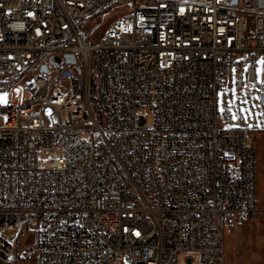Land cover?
Segmentation results:
<instances>
[{"label": "built area", "instance_id": "1", "mask_svg": "<svg viewBox=\"0 0 264 264\" xmlns=\"http://www.w3.org/2000/svg\"><path fill=\"white\" fill-rule=\"evenodd\" d=\"M124 1L0 0V90L29 94L0 104V203L256 204L253 133L221 128L217 98L236 56L264 52V0H142L83 39ZM236 222L0 219V264H225Z\"/></svg>", "mask_w": 264, "mask_h": 264}, {"label": "rangeland", "instance_id": "2", "mask_svg": "<svg viewBox=\"0 0 264 264\" xmlns=\"http://www.w3.org/2000/svg\"><path fill=\"white\" fill-rule=\"evenodd\" d=\"M141 1L132 0L131 2L129 0L117 3L99 17L90 18L82 26L83 39L87 42L98 40L106 28L118 18L129 16L133 6H138ZM261 61H264V52L256 55L247 53L245 56H236L232 67L231 85H228L226 90H221L217 98L220 127L225 130L249 128L254 136L257 156L256 209L247 218L239 220L243 222H236L227 227L225 231V264H264V103L261 101V95H264V64ZM65 69L66 67L62 65V70ZM251 70L255 71L257 82L261 84L259 89H255L249 80ZM241 73L242 83L239 84ZM45 75H51V70ZM23 98L28 99L29 94L19 91L7 93L5 90H0V104H4L8 100L23 101ZM232 100H235V103L229 110V101ZM241 100L246 103H241ZM242 109L246 111H241ZM97 114L99 115V113ZM43 154L46 160H42L40 166L47 168V158L56 153L46 152ZM2 236L5 240L16 244L20 251L27 246L37 248L38 235L34 232L6 230ZM188 256H191L192 264H199L198 255L188 253L179 255V263L188 264ZM23 264H37L35 254ZM113 264H123V260L119 259Z\"/></svg>", "mask_w": 264, "mask_h": 264}, {"label": "bare ground", "instance_id": "3", "mask_svg": "<svg viewBox=\"0 0 264 264\" xmlns=\"http://www.w3.org/2000/svg\"><path fill=\"white\" fill-rule=\"evenodd\" d=\"M255 209L254 203H0V219L239 221Z\"/></svg>", "mask_w": 264, "mask_h": 264}, {"label": "water", "instance_id": "4", "mask_svg": "<svg viewBox=\"0 0 264 264\" xmlns=\"http://www.w3.org/2000/svg\"><path fill=\"white\" fill-rule=\"evenodd\" d=\"M54 60L57 61V64L59 63V60L56 59V58H54V57H52V58L50 59L51 62H53ZM66 62H67V63H74V62H75V58H74V56H73V55H67V56H66ZM41 71H42V72H46V71H47V66H46V65H43ZM241 77H242V73L240 74L239 84L242 83V79H241ZM261 101H262V103H264V95H261Z\"/></svg>", "mask_w": 264, "mask_h": 264}, {"label": "snow or ice", "instance_id": "5", "mask_svg": "<svg viewBox=\"0 0 264 264\" xmlns=\"http://www.w3.org/2000/svg\"><path fill=\"white\" fill-rule=\"evenodd\" d=\"M262 64H264V61H261ZM235 103V100L229 101V110H231L233 104ZM241 103H246V101L241 100ZM221 111H223V109H221ZM241 111H246L245 109H242ZM233 118L235 119V115L233 116ZM137 235H139V233H137Z\"/></svg>", "mask_w": 264, "mask_h": 264}, {"label": "crops", "instance_id": "6", "mask_svg": "<svg viewBox=\"0 0 264 264\" xmlns=\"http://www.w3.org/2000/svg\"><path fill=\"white\" fill-rule=\"evenodd\" d=\"M234 224V223H233Z\"/></svg>", "mask_w": 264, "mask_h": 264}]
</instances>
